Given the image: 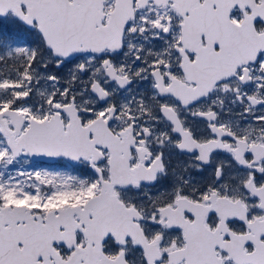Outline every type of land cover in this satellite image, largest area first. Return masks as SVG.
I'll use <instances>...</instances> for the list:
<instances>
[{
	"label": "snow or ice",
	"instance_id": "obj_1",
	"mask_svg": "<svg viewBox=\"0 0 264 264\" xmlns=\"http://www.w3.org/2000/svg\"><path fill=\"white\" fill-rule=\"evenodd\" d=\"M0 264H264V0H0Z\"/></svg>",
	"mask_w": 264,
	"mask_h": 264
},
{
	"label": "rangeland",
	"instance_id": "obj_2",
	"mask_svg": "<svg viewBox=\"0 0 264 264\" xmlns=\"http://www.w3.org/2000/svg\"><path fill=\"white\" fill-rule=\"evenodd\" d=\"M63 71H64V73H66L65 69ZM31 165L36 170L61 171V172H67V173L73 174V175H79L80 174L77 170H75L72 167L71 164H69L68 162H66L62 159H57V160H54L52 162H47V163L32 161ZM29 170H31V168Z\"/></svg>",
	"mask_w": 264,
	"mask_h": 264
},
{
	"label": "water",
	"instance_id": "obj_3",
	"mask_svg": "<svg viewBox=\"0 0 264 264\" xmlns=\"http://www.w3.org/2000/svg\"><path fill=\"white\" fill-rule=\"evenodd\" d=\"M33 160H52V159H55V158H48V157H34L32 158ZM72 163V162H71Z\"/></svg>",
	"mask_w": 264,
	"mask_h": 264
},
{
	"label": "flooded vegetation",
	"instance_id": "obj_4",
	"mask_svg": "<svg viewBox=\"0 0 264 264\" xmlns=\"http://www.w3.org/2000/svg\"><path fill=\"white\" fill-rule=\"evenodd\" d=\"M66 70V72H67V69H65Z\"/></svg>",
	"mask_w": 264,
	"mask_h": 264
}]
</instances>
